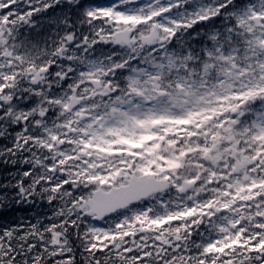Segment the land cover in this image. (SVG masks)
<instances>
[{
  "label": "snow or ice",
  "instance_id": "6c2138e0",
  "mask_svg": "<svg viewBox=\"0 0 264 264\" xmlns=\"http://www.w3.org/2000/svg\"><path fill=\"white\" fill-rule=\"evenodd\" d=\"M0 264H264V0H0Z\"/></svg>",
  "mask_w": 264,
  "mask_h": 264
}]
</instances>
